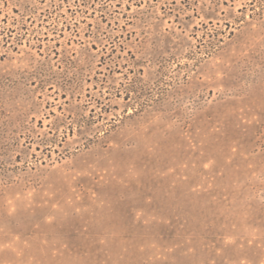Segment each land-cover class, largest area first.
<instances>
[{"label":"rangeland","instance_id":"374dc122","mask_svg":"<svg viewBox=\"0 0 264 264\" xmlns=\"http://www.w3.org/2000/svg\"><path fill=\"white\" fill-rule=\"evenodd\" d=\"M0 264H264V0H0Z\"/></svg>","mask_w":264,"mask_h":264}]
</instances>
